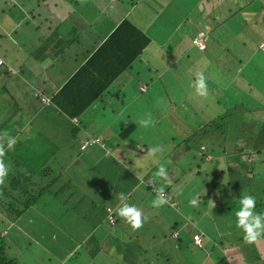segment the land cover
Returning <instances> with one entry per match:
<instances>
[{
  "label": "crops",
  "instance_id": "0c3cea01",
  "mask_svg": "<svg viewBox=\"0 0 264 264\" xmlns=\"http://www.w3.org/2000/svg\"><path fill=\"white\" fill-rule=\"evenodd\" d=\"M2 1L4 7L9 4L15 7L18 19L16 20L14 16H5L9 20L5 22L1 18L0 24V58L3 61L0 64V138L3 141H0L5 143L6 150L13 155L20 148L17 144L34 143L35 147L38 143L58 144L56 150L46 156L43 164L51 169L50 174L45 175L47 180L51 174L60 176V181H55L50 186L52 191L58 190L68 181L70 168L74 171L82 168L83 173L87 167L95 164L94 171L98 165L104 167L106 174L107 170L108 174H111L113 173L111 166L116 167L119 159L131 162L138 151L139 156L141 151L147 152L148 141H142L143 144L138 149V143L134 146V141L121 138L118 130L128 124L135 126V121L144 117L129 109L132 103L136 106L141 103L142 93L155 90L157 96L160 95L167 100L170 98L165 97L168 93H165L164 87L167 85H163L164 77L174 88L175 84L181 86L180 80L190 85L196 73H202L208 94L204 97L195 94L197 104L205 108V110L199 108L198 116L203 118L204 113L217 109L213 108V104L222 107L221 112H214L211 119L219 118L225 112L228 116L227 112L232 107L239 109L240 105H245L239 98L234 97L233 92L239 96L238 93L244 88L257 90V87L263 85L256 84L255 80L262 79L264 82V0ZM123 18H128L149 37L148 44L142 49L138 59L115 77L98 97L81 112L71 115L69 112L81 107L84 99L104 81V75L99 73L103 69L101 64L103 60L100 61L99 56L87 67L83 64ZM23 23L25 28H22ZM199 30H203L207 35L206 47L202 51L191 43V38ZM4 37L10 38L11 40L7 42L13 43L15 47L13 63L4 58L7 53L6 47L9 45L4 42ZM158 69L160 70L157 72ZM174 73H177L179 82L175 81ZM12 76L17 83L15 79L14 82L10 81ZM132 81L133 83H130ZM15 83L21 85L18 92L10 89ZM127 84L135 85L137 88L136 94L130 95V103L127 102L129 97L125 92ZM258 92L252 91L250 94L255 95ZM142 101H145L144 98ZM94 104L101 106L106 112L118 114L117 118L120 116L119 111L126 106L127 123L125 119H112L114 115L107 122H102L104 119L98 117L99 112L94 108ZM141 108L138 107V110ZM158 115H155V118H158L157 124L158 120L163 118ZM231 117L232 115L229 116ZM176 127L179 128V125ZM238 133L237 128L236 136ZM8 137L15 138L11 148L7 147ZM253 137L245 150L239 146L240 141L237 140L233 146L236 150L232 147L229 156L233 158L235 155H241L242 159H246L245 156L251 155V152L253 157L255 154L258 155L256 147H260L258 142H264V133L261 136L259 133L258 136L263 140L256 138L253 140ZM93 138L98 140L91 142ZM85 141L89 142L88 146L81 149L80 144ZM201 146H204V150ZM251 146L252 149H249ZM206 148V145L200 143L199 149L202 151L200 160L206 156H213ZM175 152L180 156L179 151L174 148L169 155ZM10 153L6 154L3 151L0 156L2 160H11L13 164L14 159ZM225 154L219 155L227 157ZM259 156L254 158L262 159ZM54 161L52 168L50 164ZM90 161L95 163L91 164ZM176 171L179 172L177 168ZM62 179L65 180L61 181ZM134 187L129 192L134 191ZM110 190L114 194L118 193L115 187L111 186ZM86 196L85 193L83 197ZM113 201L119 205L121 203L119 195ZM148 212H145L146 216ZM148 218L154 221L152 214ZM124 220L123 218L121 223ZM188 220L191 219L184 218V222ZM152 221L146 219L145 224ZM168 227L172 231V227L170 225ZM196 232L200 235L204 233L200 229ZM105 235L101 236L100 240ZM29 237L32 238L31 234ZM87 238H85L89 249L87 255L89 252L104 251L101 246L98 250L90 251L94 239L91 244ZM244 245L239 248L221 249L222 255L219 256V260L225 258L227 264H264V254L260 249L251 248L246 251ZM74 248L77 249L76 246ZM65 253L67 254V251ZM66 254L65 259L73 255ZM207 255L210 257L206 259L207 262L197 264H216L214 262L216 258H212L210 252Z\"/></svg>",
  "mask_w": 264,
  "mask_h": 264
},
{
  "label": "rangeland",
  "instance_id": "374dc122",
  "mask_svg": "<svg viewBox=\"0 0 264 264\" xmlns=\"http://www.w3.org/2000/svg\"><path fill=\"white\" fill-rule=\"evenodd\" d=\"M2 2L3 1L0 0V24L2 23L1 18L5 22L9 20L5 16H14L17 20L18 17L15 13V7L10 4L4 7ZM261 2L263 1L261 0ZM2 8H4V12L1 10ZM22 28H25L24 23L22 24ZM3 35L4 34H2V37ZM8 35L12 36L11 34ZM6 37H4V42L11 40ZM7 43L9 45L6 47L7 53L4 55V58L6 61L13 63V51L15 47L13 43ZM136 64H140V62H136ZM159 70L160 69L156 71L158 72ZM12 77L10 81L14 82L15 77ZM173 77L175 81L179 82V80H177V73H174ZM180 81L179 83L181 86L175 84L173 88L171 87L172 83H169L170 81L165 77L163 78V85H167V87L164 85L166 90L165 93H168V95L165 94V97L170 96L168 100L160 95L157 96L155 90H150L146 93H142V99L144 98L145 100L144 102L141 99V103H138L137 106L135 103H132V107L129 108L131 112L133 110L140 116L144 115L143 118L146 116L151 118V124L148 127H141L139 124H135V128L132 133H130L129 137L130 141L135 142L133 145L136 146V143H138V149H140L143 144L142 141H148L149 144L147 145L149 147L152 144L161 147V152L157 154L156 163L144 159L147 152L141 151V155L139 156L138 151L134 155L135 159H132L131 162L119 159L116 167L111 166L112 170L117 173V182L123 178H127V181L130 183L131 181L134 183L137 182L134 187V190H136L130 192V196L129 193L126 195L121 192L114 194V192L110 190V184L101 182L103 179L100 180L99 174L94 171L95 162L93 161H90V163L94 165L87 167V170H84L83 173L82 168L76 171L70 168L68 171L72 174V177L69 178L71 187L58 193L55 199L61 206L59 209L60 214H62L60 220L62 222L63 220H67V223H72L70 226L74 229L72 228L71 234L69 235L70 237H74L73 233H75L74 235L78 234L76 237L78 239L74 238L72 242L66 239L63 241L61 239V233L64 235V231L61 229L63 227L61 226L62 224L59 221L55 222L51 220L50 217V221L46 220L47 223H45V220H41L43 214L40 211L35 210L33 213L32 211L30 212V209L25 210L23 215L19 217L20 224H14V222L10 223L8 220L1 217V213L0 235L4 234L2 238L5 246V255L7 257L13 258L15 264H190L192 262L197 264L200 262H207L210 258L207 257V254L209 253L208 247H210L209 241H211V239L207 237H215V234H217L215 230V228L217 229V225H215L216 222L207 219V217L209 215L212 217L211 214H215L219 220L229 225L230 230H233V228H236L234 226L233 209L236 207V200L240 195L247 193L255 196L256 200L263 199L264 201V147H262L264 142H258L259 146H261L260 156L263 162L260 164V160H258V164L253 167L252 173L248 171L250 170L248 163L244 162L238 155L233 157V160L237 162V166H233L234 168H231L232 170L227 168V158L218 153V164H216L215 160H211L210 156L203 158V161L200 160L199 156L201 150L199 149V145L203 142V144L208 145V149H210L209 144L214 145L216 149L219 147L218 143L224 138L223 143L226 146L227 154H229L232 150L230 147L231 144H235L237 140L240 141L239 146L245 150L251 143L253 136V140L254 138L257 140L261 139V137L258 136L259 133L260 136L264 133V106H262L264 103V82L262 79L255 80L254 82L256 84L262 83L263 85L257 87V90H255V88L251 90L244 88L238 93L240 97L233 92L234 97L239 98L245 105H240L239 109L238 107L230 109L227 113L232 115L231 118L222 113L219 118L212 120L211 116L215 114L214 112H221V106L213 104V108L215 107L217 109H213L206 114L204 113L205 116L201 118L198 116L200 113L199 108L205 110L204 106L197 104L198 101L195 99V92H193L192 87L185 83L184 80ZM16 83L10 89H14L18 92L21 89V85ZM130 83H133V81ZM136 90L137 88L135 85H126L125 92L129 97L128 103H130L131 100L130 95L136 94ZM252 91L259 92L255 95H251L250 92ZM222 97H224V95ZM249 100L250 102L248 103ZM138 107L142 108L138 110ZM94 108L99 112L98 117L104 119L101 120L102 122H107V120L114 115V113L102 110V107L97 104ZM194 108L198 110L195 112ZM119 112V118H117L118 114H115L112 119L127 120L126 112L128 111L126 106ZM155 115L163 116L162 120H158V124V118H155ZM178 125L179 128L176 127ZM46 128L47 130L50 129L49 126ZM237 128L239 133L236 136ZM116 129L118 130V128ZM179 130L181 132H179ZM171 136H174V141L171 140ZM191 136L192 138L190 139ZM186 139H188L187 143L182 142ZM173 143L180 145L181 149L184 146H189L190 149L185 150V153H182L181 156H178L177 152L169 155L170 151L175 147ZM40 144L43 145L42 148ZM129 144L131 145V143ZM21 147L16 150L15 155L10 153V156L12 159H16V162L30 165L31 170L24 175L29 176L31 179L33 177L37 185H42L47 181V178L40 179L37 176H33L31 172H33L32 168L34 166L38 167L39 163L41 164L38 153L39 151L45 153L43 150L46 151V144L38 143V151L34 150L36 149L34 143H23ZM201 148L204 150V146ZM234 150H236V148ZM4 152L6 154L9 153L6 148ZM21 158H26L27 161H21ZM245 158L251 160L253 155L245 156ZM60 162L63 163V160L60 159ZM197 163L200 164L198 169L200 173L198 174L194 172L196 167L195 164ZM54 164L55 161L50 164L52 168ZM73 164L75 165V162ZM161 165L166 169L167 173L166 179L164 180L155 175L157 168ZM84 166H87L86 163ZM176 168L179 172L176 171ZM221 169H223V171L217 178L220 180L221 185L219 187H213L214 174ZM8 172L13 176L17 171L9 167ZM106 175L109 178L110 175L108 174V170ZM63 180L65 179L61 181ZM183 181H185V185H182L184 184ZM222 182H228V184H222ZM147 186H149L148 190ZM178 186L180 190L176 192ZM159 189H163V193L168 202L159 208H154L151 206L150 201L156 195V190ZM85 193L87 196L83 197ZM120 194H123L127 198L128 203L135 204L141 210L142 217L144 218L142 219L141 226L133 231L130 224L124 220V222H120L121 224L117 222L114 227H110L108 222L102 219L99 225L103 226L104 229L99 228L95 231V240L90 251L98 250L99 246H101V249L103 248L104 251L101 250L100 253L89 252L87 255L86 252L89 249L85 243V238L88 232L92 230H84L81 228L80 224L83 221L90 223L88 218L92 220L91 223H96L97 218L94 215L88 214L90 204L94 205L96 202H102V207L103 203L110 202L111 200L113 201V199L117 198V195L120 196ZM190 195L191 197H189ZM179 198H182V203L177 206L175 201ZM188 198L196 199L198 201L197 205H190ZM171 199L175 201H170ZM5 200L7 201V199ZM31 209L33 210V208ZM193 209L201 212V217L197 220L199 225L197 228L206 233L202 236V243L205 242L206 247L197 246L191 242L189 236L185 234L180 235L181 241L179 243L171 239L169 235L171 231L168 226L173 223V221H178V219L184 220V218L187 217L191 218L190 216L193 215V218L196 220L198 212H195ZM145 212H148L147 216ZM49 213L55 215L58 212L54 209ZM151 214L154 221L148 218ZM95 215H98L96 211ZM100 215L105 218V213L102 208ZM107 216H110V213ZM228 216L230 219H228ZM72 217L73 219H71ZM29 218L33 219V221L30 220V222H27ZM119 218L123 220V217L119 216ZM146 219L152 222L145 224ZM229 220H231V223L228 222ZM36 226L43 227L41 229L44 231L42 238L34 239L33 237H29L30 233L36 231ZM78 229H82L80 233H78ZM105 231L107 234L102 240H99ZM238 231L240 235L241 232L239 229ZM41 236L42 233L39 234V237ZM76 240L78 243L74 245ZM61 242H66L67 245H61ZM74 246H76L77 252H79L78 254ZM244 246L250 247V249L252 246L259 247L257 249H260V247L264 248V238L252 243H247ZM66 251L67 254L73 253L68 259L64 258L65 255H61V253L66 254ZM211 251H213V246H211ZM260 252L264 254V249H260ZM75 254L77 255L75 256ZM214 262L216 264L228 263L225 258L220 260L216 258Z\"/></svg>",
  "mask_w": 264,
  "mask_h": 264
},
{
  "label": "trees",
  "instance_id": "16d2710c",
  "mask_svg": "<svg viewBox=\"0 0 264 264\" xmlns=\"http://www.w3.org/2000/svg\"><path fill=\"white\" fill-rule=\"evenodd\" d=\"M148 42H149V37L144 32H142L128 18H123L116 25V27L113 29V31L107 36V38L103 41V43L99 46V48L83 64L84 67H87V65L92 63V60H94L95 58H97V56H99L98 58L100 59V61L103 60V62L101 64H102L104 71L102 69V70H100L101 72H99V70H98V72L101 75H104V79H103L104 81L98 86L97 89H95L93 92H91L84 99V102L82 104H80L81 107H79L78 109H73L69 113L71 115L78 114L79 111L81 112L82 109L84 107H86L94 98L98 97L100 95V93L109 85V83H111L112 80L115 79V77H117L121 72L126 70L131 62L138 59L142 49L148 44ZM65 88L66 87H64V89ZM224 114H226V112ZM229 116H231V114H228L227 117H229ZM217 118L218 117H216V119ZM213 119H215V117H213L212 120ZM134 128H135V126L131 125V124L122 126L118 130L119 131L118 135L123 139L129 138L130 133H132V130ZM173 138H174V136H171L172 141H174ZM191 138H192V136L190 137V139ZM94 139H96V138H93L92 140H94ZM0 140L3 141L2 138H0ZM97 140H98V138H97ZM187 140L188 139H186L185 141H182V142L187 143ZM1 141H0V149H3V151H4L6 145L4 142H1ZM223 142H224V138H223V140H221V142L218 143L219 147H217L216 149H215L214 145L209 144L210 149L206 148V150L208 153H210V155L213 154V156H211L210 159L215 160L216 164L219 163L218 158L215 157L216 154L217 153L218 154H220V153L225 154L226 153L225 155L227 156L226 158L228 159V160L226 159L227 168L228 169L234 168L233 166H237V162L234 161L233 158H231V156H229V154H227L226 146L224 145ZM87 143L88 142H86L83 147H82V145H81L82 143H81L80 144L81 149L88 146ZM22 144H17V145H18V147H21ZM45 144H46V152L42 153L41 151H39V153H38V157H40L41 164L39 163L38 167L34 166L32 168L33 172H31V174H33V176H35V177L37 176L40 179L45 178L46 173L50 174V170H51L50 167L44 166L43 164L46 161V159H45L46 156L49 155L51 152H54L56 150V147L58 146V144H55V143H45ZM174 145H175L174 149L179 151L180 156L182 153H185L184 152L185 150L190 148L189 146H184L182 149H180L181 148L180 145H177V144H174ZM234 145L235 144H231V146H230V144H229V146L231 148ZM40 146L42 148L43 145L40 144ZM18 147L16 146V148H18ZM201 147H203V146H201ZM206 147H208V145H206ZM252 147L253 146H251L249 149H252ZM233 149H234V147H233ZM256 149H257L256 152L258 153V155H260L261 146L256 147ZM34 150H37V147ZM142 152H145V151H142ZM247 154H249V152H247ZM251 155H253L252 152H251ZM258 155L255 154L254 157L255 156L257 157ZM239 156L242 157L241 155H239ZM254 157L251 160L243 159L244 162L248 163V165L250 167V170H248V171H250V173L253 172V169H254L253 167H255L258 164L257 163L258 159L254 158ZM259 157H261V156H259ZM0 160H2V156H0ZM15 160L16 159H14V162L12 164V163H10L9 160L3 159V161L8 165V167L14 168L17 172L13 176L10 172H8V175L2 181H0V214L2 213L1 217L8 220L10 223L14 222V224L15 223L20 224L19 217H20V215H23L25 210L30 209V212L32 211L33 213L35 210L40 211L43 214L41 216V220H45V223H47V221H50L49 220V217H50L51 220H54L55 222L59 221L62 224L61 226H63V227L61 229L64 231V235L61 233V239L63 241L66 239V240H69V242H72V239H74V238L78 239V238H76L78 234L74 235L75 233H73L74 237H70V235H69V234H71L70 232L73 228L70 226V224H72V223H67L66 222L67 220H63V222L60 220V217L62 216V214H60L59 209L61 206H60V203L55 199L57 197L58 193H61L62 191L67 190L69 187H71V181L69 178H71L72 175H70V173H68L67 177H68L69 181H66L62 186H60L58 188V190L52 191L50 186L52 185L53 182L60 181V176H58L56 174H51L50 178H52V179L49 178L42 185H39V184L37 185L36 181L33 179V177L31 179L29 176L24 175L26 172H29L31 170L30 165H28L26 163H22V162L21 163L16 162ZM21 161H27V159L21 158ZM255 161H256V164H255ZM259 162L261 163V162H263V160L260 159ZM9 163H10V166H9ZM251 164H252V167H251ZM195 165H196V167H195L194 172L196 174H198V173H200V170H198L200 164L197 163ZM197 166H198V168H197ZM103 168L104 167H101L98 165L96 167V171L99 174V177L101 178L100 180L103 179L102 182H104V183L106 182V183L110 184V186L115 187L118 190V192H121L124 195L129 193V196H130L131 193L129 191L137 184V182L134 183L131 181V183H130L127 181V178L120 179L117 182V179H116L117 173H115V171L112 170L113 173L109 174L110 176L108 178V176L106 175ZM251 168H252V170H251ZM222 171H223V169L218 170V172H216L214 174L215 178L213 179L214 181L212 183L213 187H219L221 185L220 180H218L217 178ZM184 182L185 181H183V183ZM222 184H228V183L222 182ZM182 185H185V183ZM65 187H67V188H65ZM147 187H149V186H147ZM179 190H180V188L178 186L176 189V192H179ZM134 191H132V192H134ZM189 197H191V195ZM5 199H7V201ZM189 199L190 198H188V201H189ZM188 201H186V202H188ZM175 202L177 205H179L180 203H182V198L177 199ZM101 204H102V202L101 203L96 202V203H94V205L90 204V209H89L88 214L92 215V213L94 212L93 215L97 218L96 223H93V222L91 223L92 220L90 218H88L90 220V223L84 222V221L83 222L79 221V222H81V224H80L81 228H83L84 230H92V231H89L88 235H87V237H88L87 240L90 241L91 244L93 242V239L95 240V231L98 230L99 228L104 229L103 226L99 225V223L101 222L102 219H105V221L108 222L110 227H114L117 224V222L118 223L121 222V219L119 218V215L116 212V208L119 205L114 204V201L105 202V203H103L102 207H101ZM31 208H33V210ZM101 208L105 213V218L100 215ZM54 209H56L58 213H56L55 215H51V213H49V212L51 210H54ZM95 211L98 212V215H95ZM194 211L198 212L197 213L198 216H197L196 220H195V218H193L194 217V215H193V216H190L191 220H188L185 222L183 219H178V221L177 220L173 221V223L170 224V227H172V229H171L172 231H171V234H169V235H170L171 239H173L174 241L179 243L181 241L180 235L185 234V235L189 236L191 242H193L197 246L206 247L205 243H204V245L202 243V236H204L206 233H203V235H200V242L199 243H196L193 239L194 234H199L198 232H196V231H199V229L197 228V227H199L197 220H198V218L201 217V212L199 210H197V211L194 210ZM256 211H264L263 199L256 200ZM203 212H204V210H203ZM109 213L112 216V221L107 216ZM71 215H72V213H71ZM99 215L102 218H99ZM211 215H212V217L209 215L207 217V219H210L212 221L214 220L216 222L215 225H217V229L215 228L216 233H217V234H215V237L211 236V238L210 237L208 238V239H211V241H209L210 247H208L209 248L208 251L212 254L213 258H215V257L220 258L217 256L222 255L221 249L234 248V247L239 248V247H242L243 244L248 243V242H245L243 240L242 234L239 235L238 229L233 228V230L232 229L230 230L229 225L225 224L226 222H222L221 220H219L215 214H211ZM224 216H227V215H224ZM71 219H73V217ZM88 219H87V221H88ZM228 219H230L229 216H228ZM30 220L33 221V219L29 218L27 220V222H30ZM228 222L231 223V220H229ZM42 228H43L42 226H36L35 227L36 231L33 233H30L31 236L34 239L42 238L43 233H44V231L41 230ZM81 230L78 229V233H80ZM65 232H66V234H65ZM173 232H176L175 236H173V234H172ZM41 233H42V236L39 237V234H41ZM105 234H107L106 231L103 235H105ZM2 235L4 236V234L0 235V264H15L13 258H9L5 255V250H4L5 246H4V241H3ZM101 238L102 237H100L99 240ZM263 238H264V235L258 237L256 241L261 240ZM212 240H214V241H212ZM77 243H78V241L76 240L74 245L75 244L77 245ZM61 245H67V244H66V242H61ZM211 246H213V251H211ZM65 248H67V247H65ZM252 248H259V247L252 246ZM247 249L250 250V247H244V250L247 251ZM260 249H264V248L260 247ZM76 252H77V249H76ZM61 255H64V254L61 253ZM76 255L77 254H75V256Z\"/></svg>",
  "mask_w": 264,
  "mask_h": 264
},
{
  "label": "clouds",
  "instance_id": "9594fccd",
  "mask_svg": "<svg viewBox=\"0 0 264 264\" xmlns=\"http://www.w3.org/2000/svg\"><path fill=\"white\" fill-rule=\"evenodd\" d=\"M3 63V62H2ZM190 86L193 88L195 94L204 97L207 93V85L205 77L202 73L198 72L195 79L192 80ZM127 123V120H124ZM141 127H148L151 124V118L146 116L143 119L135 121ZM15 143V138L8 137L7 147L11 148ZM3 149H0L2 155ZM161 152L159 145H152L148 147L145 160H151L153 163L157 161V154ZM9 167L0 160V181L8 175ZM155 175L160 179H166V169L161 165L157 168ZM121 203L116 208V212L120 217H123L133 229L139 228L142 223L141 210L135 205L127 202V198L121 194L119 196ZM167 198L163 193V189L157 190L156 195L151 199L150 204L154 208H159L167 203ZM196 199L189 200L190 205H197ZM234 226L240 230L242 238L245 242L252 243L258 237L264 235V211H256V198L251 194H242L236 200V207L233 209Z\"/></svg>",
  "mask_w": 264,
  "mask_h": 264
},
{
  "label": "built area",
  "instance_id": "2783aa9c",
  "mask_svg": "<svg viewBox=\"0 0 264 264\" xmlns=\"http://www.w3.org/2000/svg\"><path fill=\"white\" fill-rule=\"evenodd\" d=\"M206 41H207V35L205 32H203L202 30L197 31L194 36L191 38V43L193 46H195L197 49L199 50H204L206 47ZM2 59L0 58V64H2ZM94 140H97L94 139ZM94 140H91L94 141ZM86 143V141L84 143H82V147L84 146V144ZM89 143V142H88ZM108 218H110V220L112 221V216H108ZM176 232H173V236H175ZM193 239L196 243L200 242V234H194L193 235Z\"/></svg>",
  "mask_w": 264,
  "mask_h": 264
}]
</instances>
